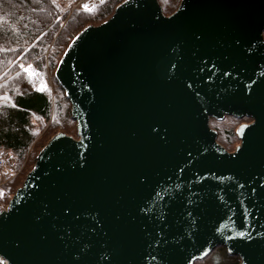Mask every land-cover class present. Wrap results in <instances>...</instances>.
Here are the masks:
<instances>
[{
	"label": "water",
	"instance_id": "water-1",
	"mask_svg": "<svg viewBox=\"0 0 264 264\" xmlns=\"http://www.w3.org/2000/svg\"><path fill=\"white\" fill-rule=\"evenodd\" d=\"M264 0H123L54 70L57 132L0 210V264H264ZM250 118L230 151L210 119Z\"/></svg>",
	"mask_w": 264,
	"mask_h": 264
},
{
	"label": "trees",
	"instance_id": "trees-1",
	"mask_svg": "<svg viewBox=\"0 0 264 264\" xmlns=\"http://www.w3.org/2000/svg\"><path fill=\"white\" fill-rule=\"evenodd\" d=\"M121 1L102 0L91 10L68 12L52 0H0V144L12 150L19 165L25 160L22 171L5 185L4 202L22 184L37 152L52 135L64 132L77 137L71 104L54 70L72 38L85 25L110 17ZM157 1L165 15L180 2ZM48 79L53 93L42 85ZM225 118L211 119L210 126L217 128V140L227 148L237 138L233 128L221 122ZM221 125L226 128L220 129ZM221 249L217 259L206 260L211 252L193 264H238V256L229 254L224 246Z\"/></svg>",
	"mask_w": 264,
	"mask_h": 264
},
{
	"label": "built area",
	"instance_id": "built-area-1",
	"mask_svg": "<svg viewBox=\"0 0 264 264\" xmlns=\"http://www.w3.org/2000/svg\"><path fill=\"white\" fill-rule=\"evenodd\" d=\"M65 1L70 2L73 6L82 3L81 0ZM54 4L58 5V0H54ZM23 165L24 163L19 166L13 152L0 144V208H5V204L1 200L5 183L15 177L21 171Z\"/></svg>",
	"mask_w": 264,
	"mask_h": 264
},
{
	"label": "rangeland",
	"instance_id": "rangeland-1",
	"mask_svg": "<svg viewBox=\"0 0 264 264\" xmlns=\"http://www.w3.org/2000/svg\"><path fill=\"white\" fill-rule=\"evenodd\" d=\"M95 1V0H94ZM64 6H67V5H65V4H63ZM94 7V5L92 6V4H90V5H87V4H85V5H80V8L82 9H87V10H90V9H92ZM88 25V24H87ZM86 26V25H85ZM84 26V27H85ZM50 89H52V92L51 93H53V86H52V88H50ZM233 118V117H232ZM250 121V118H238L237 119V121H232V119H230L229 117H226L224 120H222L221 122L222 123H226L227 124V127L228 126H230V127H232L233 128V130L235 131V129L237 128V126L240 124V123H242V122H245V123H247V122H249ZM214 121H212V125L214 124L213 123ZM228 122V123H227ZM210 123H211V121H210ZM212 127V126H211ZM212 128H214V129H216L217 130V128H215L214 126L212 127ZM224 129V128H226V125H221L220 126V129ZM222 134V133H221ZM237 138V137H236ZM227 142H228V140H226ZM221 143V142H220ZM229 143V142H228ZM46 144V143H45ZM44 144V145H45ZM222 144V143H221ZM237 144H239V140L238 139H236V140H234L232 143H230L229 145H228V147H227V149L228 150H233L234 148H235V146L237 145ZM43 145V146H44ZM42 148V147H41ZM40 148V149H41ZM40 149H39V151H40ZM38 151V152H39ZM37 152V153H38ZM37 155V154H36ZM222 252V249H221V245H219V246H216L211 252H212V254H210V255H208V257H207V259L206 260H211V261H213V260H215V259H217L218 257H217V253L218 252ZM202 262V261H201ZM201 262H197V263H195V264H201Z\"/></svg>",
	"mask_w": 264,
	"mask_h": 264
},
{
	"label": "flooded vegetation",
	"instance_id": "flooded-vegetation-1",
	"mask_svg": "<svg viewBox=\"0 0 264 264\" xmlns=\"http://www.w3.org/2000/svg\"><path fill=\"white\" fill-rule=\"evenodd\" d=\"M224 117H229V118H231L232 119V116H224ZM212 119V118H211ZM211 119H210V121H211ZM211 124V123H210ZM216 130V129H215ZM217 131V130H216ZM235 132V131H234ZM236 135V134H235ZM230 151H232V150H230Z\"/></svg>",
	"mask_w": 264,
	"mask_h": 264
}]
</instances>
